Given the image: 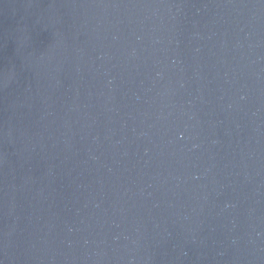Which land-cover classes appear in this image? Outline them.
I'll use <instances>...</instances> for the list:
<instances>
[{
    "label": "water",
    "instance_id": "1",
    "mask_svg": "<svg viewBox=\"0 0 264 264\" xmlns=\"http://www.w3.org/2000/svg\"><path fill=\"white\" fill-rule=\"evenodd\" d=\"M0 264H264V0H0Z\"/></svg>",
    "mask_w": 264,
    "mask_h": 264
}]
</instances>
